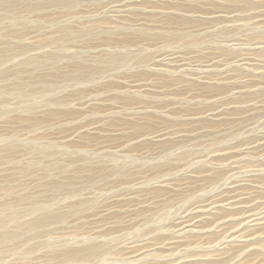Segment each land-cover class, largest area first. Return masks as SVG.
Returning <instances> with one entry per match:
<instances>
[{
    "label": "rangeland",
    "instance_id": "rangeland-1",
    "mask_svg": "<svg viewBox=\"0 0 264 264\" xmlns=\"http://www.w3.org/2000/svg\"><path fill=\"white\" fill-rule=\"evenodd\" d=\"M263 144L264 0H0V264H264Z\"/></svg>",
    "mask_w": 264,
    "mask_h": 264
},
{
    "label": "bare ground",
    "instance_id": "bare-ground-1",
    "mask_svg": "<svg viewBox=\"0 0 264 264\" xmlns=\"http://www.w3.org/2000/svg\"><path fill=\"white\" fill-rule=\"evenodd\" d=\"M113 5H114V4H113ZM130 6H131V5H130ZM178 59H179V58H178ZM239 62H240V60H239ZM255 62H256V61H255ZM204 64H205V63H204ZM245 64H246V63H245ZM230 81H231V80H230ZM227 82H228V81H227ZM135 87H136V86H135ZM137 87H138V86H137ZM139 87H140V86H139ZM236 88H237V87H236ZM231 89H232V88H231ZM239 90H240V89H239ZM231 91H232V90H231ZM226 102H227V101H226ZM226 104H227V103H226ZM222 108H223V107H222ZM219 110H220V109H219ZM223 110H224V109H223ZM227 110H228V109H227ZM215 111H216V110H215ZM210 112H211V111H210ZM207 113H208V112H207ZM223 113H224V112H223ZM225 113H226V112H225ZM218 115H219V114H218ZM221 115H222V114H221ZM212 116H213V115H212ZM218 118H219V117H218ZM162 135H163V134H162ZM159 136H160V135H159ZM263 145H264V144H263ZM258 147H259V146H258ZM262 147H263V146H262ZM251 148H252V147H251ZM239 152H240V151H239ZM238 154H239V153H238ZM228 156H229V155H228ZM237 156H238V155H237ZM213 158H214V157H213ZM228 158H229V157H228ZM228 158H227V159H228ZM218 159H219V158H218ZM231 159H232V158H231ZM250 161H251V160H250ZM263 162H264V161H263ZM238 163H239V162H238ZM238 163H237V164H238ZM254 178H255V177H254ZM228 185H229V184H228ZM232 185H233V184H232ZM250 187H251V186H250ZM239 188H240V187H239ZM237 189H238V188H237ZM232 191H233V189H232ZM234 191H235V190H234ZM237 191H238V190H237ZM230 194H231V193H230ZM238 195H239V194H238ZM245 195H246V194H245ZM236 196H237V195H236ZM225 198H226V197H225ZM231 198H232V197H231ZM235 198H236V197H235ZM235 198H234V199H235ZM222 199H223V198H222ZM222 199H221V200H222ZM227 199H229V198H227ZM238 199H239V198H238ZM252 199H253V198H252ZM219 200H220V199H219ZM225 200H226V199H225ZM225 200H224V201H225ZM240 200H241V199H240ZM213 202H215V201H213ZM217 202H218V201H217ZM219 202H220V201H219ZM231 202H232V201H231ZM238 202H240V201H238ZM224 204H225V203H224ZM224 204H223V206H224ZM236 204H238V203H236ZM236 204H234V205L237 207ZM240 204H241V203H240ZM209 205H210V204H209ZM217 205H218V204H217ZM219 205H221V204H219ZM207 206H208V205H207ZM211 206H212V205H211ZM211 206H210V207H211ZM241 206H242V204H241ZM243 206H244V205H243ZM257 206H258V205H257ZM219 207H220V206H219ZM227 207H228V206H227ZM227 207H226V208H227ZM233 207H234V206H233ZM222 208H223V207H222ZM250 208H251V207H250ZM250 208H249V210H250ZM237 209H238V208H237ZM244 209H245V208H244ZM261 209H262V208H261ZM218 210H219V209H218ZM229 210H230V209H229ZM241 210H242V207H241ZM241 210H240V212H241ZM244 211H245V210H244ZM233 212H234V211H233ZM185 213H186V212H185ZM236 213H237V212H236ZM228 214H230V213H228ZM232 214H234V213H232ZM237 214H238V213H237ZM222 215H223V214H222ZM238 215H239V214H238ZM249 215H250V214H249ZM225 216H226V215H225ZM244 216H245V213H244ZM244 216H243V217H244ZM255 216H256V215H255ZM259 216H260V215H259ZM263 217H264V216H263ZM223 218H224V217H223ZM223 218H222V219H223ZM233 218H235V217H233ZM233 218H232V219H233ZM197 219H198V218H197ZM206 219H207V218H206ZM222 219H220V221H222ZM227 219H228V218H227ZM201 220H202V219H201ZM204 220H205V219H204ZM223 220H224V219H223ZM236 220H237V219H236ZM247 220L249 221L248 218H247ZM250 220H252L251 216H250ZM187 221H188V220H187ZM190 221H191V220H190ZM190 221H189V222H190ZM195 221H196V220H195ZM214 221H215V220H214ZM218 221H219V220H218ZM224 221H225V220H224ZM252 221H253V220H252ZM254 221H255V220H254ZM256 221H257V219H256ZM263 221H264V220H263ZM182 222H184V220H183ZM191 222H192V221H191ZM230 222H231V221H230ZM242 222H243V220H242ZM258 222H259V221H258ZM261 222H262V220H261ZM196 223H197V222H196ZM196 223H195V224H196ZM198 223H199V221H198ZM227 223H228V222H227ZM245 223H246V222H245ZM216 224H217V223H216ZM262 224H263V223H262ZM186 225H188V224H186ZM175 226H176V225H175ZM184 226H185V224H184ZM236 226H237V225H236ZM240 227H241V226H240ZM240 227H239V228H240ZM250 227H251V226H250ZM256 227H258V226H256ZM183 228H184V227H183ZM219 228H220V227H219ZM248 228H249V227H248ZM254 228H255V227H254ZM241 230H242V229H241ZM244 230H245V229H244ZM222 232H223V231H222ZM226 232H227V231H226ZM240 232L242 233V231H240ZM244 232H245V231H244ZM247 232H248V231H247ZM249 232H250V231H249ZM249 232H248V233H249ZM260 232H261V231H260ZM188 234H189V233H188ZM239 234H240V233H239ZM252 234H253V233H252ZM262 234H263V233H262ZM242 235H243V234H242ZM234 236H235V235H234ZM249 236H250V235H249ZM252 237H253V235H252ZM183 238H184V237H183ZM187 238H188V237H187ZM236 238H237V237H236ZM192 239H193V238H192ZM233 239H234V238H233ZM247 239H248V238H247ZM244 240H245V239H244ZM260 240H261V239H260ZM135 243H136V242H135ZM168 243H169V242H168ZM134 245H135V244H134ZM180 247H181V246H180ZM158 249H159V248H158ZM139 250H140V249H139ZM141 251H142V250H141ZM149 252H150V251H149ZM160 256H161V255H160ZM215 258H216V257H215ZM226 260H227V259H226ZM247 261H248V260H247ZM195 262H196V261H195ZM221 262H222V261H221ZM158 263H159V262H158Z\"/></svg>",
    "mask_w": 264,
    "mask_h": 264
}]
</instances>
